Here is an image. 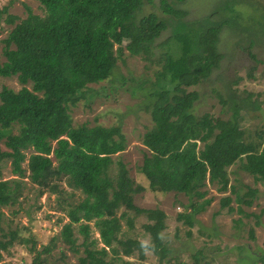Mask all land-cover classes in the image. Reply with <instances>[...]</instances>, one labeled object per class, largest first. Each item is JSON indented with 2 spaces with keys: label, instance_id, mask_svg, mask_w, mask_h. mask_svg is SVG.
<instances>
[{
  "label": "trees",
  "instance_id": "obj_1",
  "mask_svg": "<svg viewBox=\"0 0 264 264\" xmlns=\"http://www.w3.org/2000/svg\"><path fill=\"white\" fill-rule=\"evenodd\" d=\"M39 2L42 14L26 7L24 18L18 19L15 15L5 18L11 27L0 40L4 58L0 61V76H15L21 87L15 91L3 86L0 90V142L6 148L0 149V163L9 159L12 171L22 175V163L27 160L29 178L57 194L58 205L68 218L59 232L62 244L75 254L80 248L82 251L75 262H49L47 257L56 247V238L39 248L29 238L32 253L29 264H115L118 261L131 264L122 260V256L136 253L143 261L146 250L161 261L169 251L162 237L163 210H140L149 221L144 225L150 236L148 244L119 236L116 212L121 207L139 211L133 195L141 189L133 187L123 164L115 180L108 174L112 156L126 148L121 126L73 125L69 106L84 97L90 84L110 77L122 49L151 60L157 38L167 29V20L154 12L142 13L144 5L153 0ZM159 6L174 18L170 23L173 29L159 44L166 45L167 49L160 55L161 68L150 86L153 99L146 110L152 126L142 135V144L151 153L143 158L139 172L164 192L192 196L190 212L179 214L189 224L192 216L211 202V198L204 197L207 184L220 192L230 191L233 197L227 194L222 204L228 212L248 217L244 206L252 205L257 189L248 187L241 192L240 187L230 184L227 167L238 162L239 168L254 181L264 182V145L260 146L264 134L258 131L259 139L248 140L238 118L214 121L209 112L195 115L193 107L198 93L187 90L220 68L223 59L218 47L220 32L231 20L216 24L206 19L186 21L183 20L186 10L174 7L168 0H159ZM114 30L118 33L116 37ZM250 36V43L254 42L253 38L257 39L253 34ZM114 42L118 43L115 49ZM60 182L79 191L81 197L75 198L72 191L65 192ZM233 201L235 206L231 205ZM17 202L15 188L0 179V206ZM125 215L123 211L120 216ZM126 220L131 224L130 218ZM91 222L99 233L101 246L90 235ZM1 237L5 238L0 239L2 251H8L20 239L16 229L2 232ZM260 253L264 256V251ZM200 254L198 250L191 255L192 264L203 260ZM60 256L62 260L65 257L62 250ZM244 257L246 263L254 264L261 256Z\"/></svg>",
  "mask_w": 264,
  "mask_h": 264
},
{
  "label": "rangeland",
  "instance_id": "obj_2",
  "mask_svg": "<svg viewBox=\"0 0 264 264\" xmlns=\"http://www.w3.org/2000/svg\"><path fill=\"white\" fill-rule=\"evenodd\" d=\"M168 2L187 11L183 18L186 21L206 19L216 24L224 19L231 20V24L223 26L220 32L218 47L223 54L220 68L215 69L208 79L187 90L194 89L198 93L193 107L195 115L209 112L214 121L238 118L245 138L259 139L256 132L264 134V0ZM3 7L7 8L6 11ZM26 7L33 13H43L39 0H0V40L11 27L5 21L6 16L24 18L27 14ZM150 12L167 20L168 24L155 42L151 60L144 59L141 55H130L127 50L122 49L110 77L100 83L90 84L84 97L75 105L69 106L73 125L119 124L126 137V148L112 156L108 174L115 180L120 165L123 164L133 187L141 189L133 195V203L139 211L121 207L116 212L120 223L119 236L136 238L148 244L150 236L144 230V225L149 221L140 210L159 208L165 213L162 237L169 250L166 257L160 261L156 254L146 250L143 261L137 258L136 253L122 256V260H128L131 264H192L194 259L191 255L201 250L203 260L199 264L205 261L207 264H250L244 259L249 254L261 256L254 264H264V256L260 253L264 251V182L254 181L251 175L239 168L238 162L227 167L229 183L240 187L241 192L248 187L257 189L252 205L244 206L248 217L228 212L227 206L222 204V198L227 194L233 197L230 191L220 192L214 185L207 184L204 197L211 198V202L192 216V224L179 217L180 213L190 212L189 202L193 201L192 196L180 192H164L157 184L149 183L139 172L143 158L151 153L142 144V135L152 126L150 114L146 110L147 104L153 99L150 86L161 68L160 55L167 49L166 45L159 44L171 34L173 24L170 23L174 20L171 15L162 11L159 0L144 5L142 13ZM113 33L115 37L118 35L116 30ZM250 34L255 35L258 40L253 38L254 42L250 43ZM1 46L0 42V61L4 59ZM113 46L114 49L117 48L118 43L114 42ZM3 86L16 91L21 84L15 76H0V90ZM16 131L14 128L13 132ZM262 145L264 142H261L260 146ZM0 149H6L2 142ZM22 167L24 173L18 175L12 171L9 159L0 163V179L8 181L15 188L18 201L15 205L0 206V239L5 240L1 237L2 232L15 229L20 237L8 251L0 248V264H29L32 258L29 238H33L39 248L54 237L56 247L47 257L48 261L75 262L82 248L75 254L59 239L60 229L68 218L58 205L57 194L45 190L29 178L27 160L22 163ZM59 185L65 192H75V198L81 197L79 191L73 190L65 182H60ZM231 205L235 206L236 203L233 201ZM123 211H126V215L120 216ZM127 218L131 219V224L127 222ZM90 224L92 226V222ZM90 235L98 239L97 246L102 245L99 233L93 226ZM61 250L65 254L63 260ZM115 264H121V261Z\"/></svg>",
  "mask_w": 264,
  "mask_h": 264
}]
</instances>
